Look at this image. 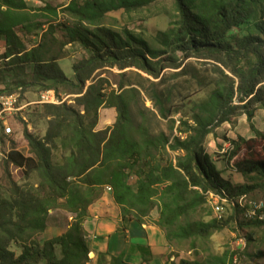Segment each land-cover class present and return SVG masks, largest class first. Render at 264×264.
Segmentation results:
<instances>
[{"label":"trees","instance_id":"1","mask_svg":"<svg viewBox=\"0 0 264 264\" xmlns=\"http://www.w3.org/2000/svg\"><path fill=\"white\" fill-rule=\"evenodd\" d=\"M157 1L70 0L64 7L50 3L31 7L25 0H0V41L5 44L0 53V87L4 86L0 96L15 92L6 84L9 76L18 80L14 85L21 92L52 90L57 95L62 89L77 95L74 106L65 102L42 106L40 117L47 120L42 138L23 123L22 132L16 129L30 155L11 149L2 159L0 264H87L90 249L83 223L88 207L106 188L120 209L123 231L132 220L151 223L164 232L170 246L188 241L190 249L202 250L228 220L242 214L236 205L225 222L196 219L211 216L207 193L235 202L264 188V159L236 163L237 173L251 183L234 185L222 177L204 149L213 128L228 123L241 110L255 136L264 138L251 124L252 108L264 110V0H172L168 29L155 36L107 22H115L110 13L130 17ZM29 36L36 38L34 44ZM75 43L88 56L72 65L70 80L59 60L64 48ZM190 58L212 64L214 81L207 98L196 104V113L178 124L170 120V135H154L143 121H134L133 88L118 82L116 90L108 91L106 79L93 77L105 69L132 68L159 80L162 71L178 70ZM152 101L160 116L168 118L158 95ZM102 108L114 109L116 119L112 127L96 131ZM3 132L0 129V142L6 136ZM231 143L233 157L240 146ZM11 166L25 178L35 174L37 186L17 184ZM155 208L158 217L152 219ZM53 210L73 215V222L62 235L39 242L37 236L45 231ZM250 222L264 226V220ZM12 245L20 248L18 255ZM233 256L224 253L206 264H235ZM98 264L128 263L101 256ZM170 264L200 263L180 259Z\"/></svg>","mask_w":264,"mask_h":264},{"label":"rangeland","instance_id":"2","mask_svg":"<svg viewBox=\"0 0 264 264\" xmlns=\"http://www.w3.org/2000/svg\"><path fill=\"white\" fill-rule=\"evenodd\" d=\"M25 1L31 7L42 6L44 3H50L56 7H64L70 0ZM173 13L172 0H158L143 11V13L133 14L130 17L123 15L122 12L110 13L109 16L114 18L115 22L111 19L107 22L109 24L114 23L127 26L133 31H142L146 36H155L168 29L170 22L169 15H173ZM57 36L60 39L63 38L61 32H58ZM87 56L88 52L77 43L64 48L63 58L59 60V66L68 79L73 80L72 65ZM182 62L183 66L178 70L166 69L162 71L161 79L159 80H153L141 71L132 68L123 72L117 69H105L97 71L93 74V77L98 74L100 78L106 79L107 82L104 88L108 91L111 89L116 90L115 83L118 82H125L126 89L133 88L136 91L134 94L136 104L131 108L134 121L136 123L143 121L154 135L161 132L170 135V120L178 124L180 119L188 120L191 115L196 113V104L203 102L207 98L212 88L211 84L214 81L213 66L209 62L194 58L183 60ZM17 81L14 77L9 76L6 79V84L9 85L8 88L10 90L15 91L12 95L17 98V103L19 105L28 104V106L22 112L9 116L7 118L8 124L10 118L14 117V120H10V124L14 128V134L16 129L22 132L23 123L27 126L29 132L42 138L47 127V120L40 117L44 104L38 103V101L42 92L35 89L21 92L20 88H15L14 84ZM89 84L90 81H88L86 87ZM0 89H4V86H1ZM52 92L57 98L64 100L67 105L74 106V98L77 95L69 94V92H65L62 89L59 90L57 95L54 91ZM155 95H158V102L165 104L168 118L164 119L160 116L157 104L152 101ZM252 110L254 117L251 124L264 136V110L259 106H254ZM98 113L102 130L112 127L116 119L115 110L102 108ZM238 113L228 123L213 128V132L204 141L205 152L212 156L222 177L234 185L251 183L237 173L235 168L236 163L246 160L257 161L264 159V138L255 136L243 110ZM189 123L192 124L190 121ZM0 129L3 132L1 125ZM14 134L11 133L8 136L5 134L6 136H3L2 142H0V175L2 173V159L11 149H16L25 156L30 155L22 134L18 132ZM231 142H237L240 146V149L237 150V153L233 157L230 156L229 152L221 153L222 149L228 147V143L232 144ZM57 157L58 153H54V160ZM10 171L17 184L37 186L38 178L35 174H31L28 178H25L20 169L12 166L10 167ZM247 199L264 202V188H256L252 194L247 196ZM207 207L211 211L209 201L207 202ZM227 211L222 220L223 222L229 219L232 208H228ZM49 215V228L56 229V232L63 231L62 234L65 233L69 228L67 226H70L72 223L71 215L66 211L57 210ZM151 217L152 219H157L158 211L156 208L151 211ZM199 218L207 221L213 218V213L211 212L210 217H196V219ZM228 221L221 231L214 233L210 237V240L203 245V250L201 247L190 249L188 241L175 244L173 248L177 256H180L179 259L206 264V261L211 260L212 257L228 253L234 255L235 264H264V226L256 227L253 224H249L250 221H247L242 214H239L234 220ZM239 223H248V225L240 227ZM40 236H37V238L39 242H42L43 236ZM11 250L16 255L20 252L18 245H12Z\"/></svg>","mask_w":264,"mask_h":264},{"label":"crops","instance_id":"3","mask_svg":"<svg viewBox=\"0 0 264 264\" xmlns=\"http://www.w3.org/2000/svg\"><path fill=\"white\" fill-rule=\"evenodd\" d=\"M28 38L33 44L36 42L34 36ZM4 46V42L0 41V53L4 52ZM29 46L30 44H27L28 48ZM101 130L98 118L96 131ZM49 216L46 229L41 234L42 242L60 236L63 232L49 228ZM70 218L73 222V215ZM122 225L119 207L111 193L104 190L101 198L88 207L87 218L83 223L90 249L88 264H98L101 256L106 261H109L110 257L121 258L128 264H170L180 260V256H177L174 248L168 244L160 228L151 223L140 225L132 220L124 225L126 231H123L119 228L123 227Z\"/></svg>","mask_w":264,"mask_h":264},{"label":"built area","instance_id":"4","mask_svg":"<svg viewBox=\"0 0 264 264\" xmlns=\"http://www.w3.org/2000/svg\"><path fill=\"white\" fill-rule=\"evenodd\" d=\"M65 101L57 98L52 91L42 92L38 103L44 105H59ZM28 104L19 105L17 98L13 95L0 96V125L4 131V134H11V128L8 124L7 118L14 113L22 112ZM233 149V146L228 143V147L222 149L221 153H227ZM108 191L109 188H106ZM246 196L241 197L235 202H231L227 197L222 195H216L213 193H207V201L211 206L213 218L221 221L227 214V209L235 207L236 205L242 211V215L247 221H263L264 220V202L256 200H246ZM235 263V260H234Z\"/></svg>","mask_w":264,"mask_h":264},{"label":"clouds","instance_id":"5","mask_svg":"<svg viewBox=\"0 0 264 264\" xmlns=\"http://www.w3.org/2000/svg\"><path fill=\"white\" fill-rule=\"evenodd\" d=\"M173 262V261H172Z\"/></svg>","mask_w":264,"mask_h":264}]
</instances>
